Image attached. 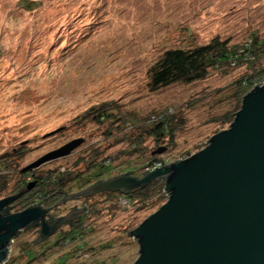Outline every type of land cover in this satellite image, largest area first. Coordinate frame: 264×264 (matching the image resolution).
I'll list each match as a JSON object with an SVG mask.
<instances>
[{
  "label": "rangeland",
  "instance_id": "374dc122",
  "mask_svg": "<svg viewBox=\"0 0 264 264\" xmlns=\"http://www.w3.org/2000/svg\"><path fill=\"white\" fill-rule=\"evenodd\" d=\"M252 32L264 36V0H0V156L23 153L18 164L23 168L82 140L68 155L44 162L35 172L72 169L93 152H101L100 160L119 156L108 165L102 176L106 178L126 172L139 176L147 157L170 163L192 155L227 128L209 119L230 108L231 82L244 67L227 75L212 72L203 81L155 93L149 90L146 71L167 49L205 45L214 38L236 46ZM104 103L138 116L173 107L185 126L176 133L174 147L164 142V151L151 156L157 148L147 141L143 153L135 152L124 141L125 129L118 130L116 124L107 135L106 124L85 117L90 108ZM0 173L11 176L10 192L19 176L11 174L9 163L0 164ZM97 174L91 173L92 182ZM100 196H91L89 203L101 207ZM133 202L101 209L100 215L85 221L91 231L84 241L94 249L98 263L135 260L137 246L125 233L159 206L138 210ZM75 205H82L81 200L69 204ZM67 230L62 226L38 245L31 242L38 235L35 228L21 230L12 255L23 243L38 256L33 264L60 262L59 256L71 246L55 247V242Z\"/></svg>",
  "mask_w": 264,
  "mask_h": 264
},
{
  "label": "water",
  "instance_id": "95a60500",
  "mask_svg": "<svg viewBox=\"0 0 264 264\" xmlns=\"http://www.w3.org/2000/svg\"><path fill=\"white\" fill-rule=\"evenodd\" d=\"M81 142L72 141L22 171L68 155ZM159 178L165 202L125 233L137 246L131 264H264V85L248 91L228 127L212 135L196 153L140 178L124 173L111 177L74 196L127 194ZM33 186L30 183L16 195L0 199V264L25 227H39L35 241L41 242L69 217L51 224L40 205L2 213Z\"/></svg>",
  "mask_w": 264,
  "mask_h": 264
},
{
  "label": "trees",
  "instance_id": "16d2710c",
  "mask_svg": "<svg viewBox=\"0 0 264 264\" xmlns=\"http://www.w3.org/2000/svg\"><path fill=\"white\" fill-rule=\"evenodd\" d=\"M240 67H244V73L234 79L230 85L231 91L228 96L231 99L230 108L221 115L209 119L210 123L228 127L235 112L240 107L242 97L254 86L264 85V36L262 37L256 32H252L243 43L236 46H229L226 40L214 38L205 45L192 44L184 49L170 48L159 55L155 62L149 66L146 74L149 90L155 93L173 85H190L203 81L212 72L227 75L229 70ZM85 117H91L93 122L98 125L106 124L105 131L107 135L113 134L114 125L116 124L118 130L125 129L128 135H125L124 141L128 142L135 152L142 153L146 149L144 145L147 141L152 142L154 148H157L156 150L161 149L160 145H163L164 142L166 145L169 144L174 147L176 133L180 132L185 126V120L178 114L176 115L173 107H168L161 113L138 116L134 112L129 111L121 113L119 105L115 103H104L90 108L85 113ZM115 141L118 140L115 139ZM154 151H151V156H154L152 155ZM100 155L101 152H93L86 159H83L81 163L79 162L80 164L76 163L72 169H52L42 173L35 172L38 167L24 172L22 171L24 167L19 168L18 164L22 159L23 153H15L14 155L7 153L0 156V164L9 163L13 168V173L11 174L19 176L12 190L7 192L11 176H8L9 173H0L1 199L14 196L19 190L25 189L28 184L34 183L32 189L26 190L17 200L4 208L2 211L4 215L20 212L34 205L49 208L51 206L56 207L58 204L57 200L61 196H63L62 201L68 202V205L81 200L83 213L78 217L68 218L59 223L65 224L68 230L58 234L55 247H71L66 254L59 256L60 259L58 261L60 262L55 264H63L65 260L73 261L76 264H101L96 259H93L94 249L87 246V242L84 241L91 231L90 228H87L85 221L87 222L90 217L100 215L101 209L109 210L114 208V206H122L123 201L125 203L134 201L133 204L136 205L138 210L149 205L160 207L165 202L163 180L160 178L148 185L133 189L127 194L108 191L74 196L90 186H94L111 177H116L107 175L106 178H102L103 175L107 174L108 165L119 159V156L100 160ZM189 156L190 154H186L180 159ZM146 163V167H143L139 176H133L131 172L124 174L140 178L153 169L168 164L166 160L157 156L147 157ZM94 172H99V174L95 175L96 179L92 182L90 175ZM85 177L86 179H84ZM93 195H101V207L97 202L89 203L90 197ZM34 228L33 225H29L23 230ZM59 228L58 226L52 235L60 232ZM50 237L41 242H36V237L33 244H41ZM16 238L10 245V253L4 264H33L38 256L33 257L30 254L29 244L21 243L19 251L12 255L11 246L15 244ZM131 244L134 245L135 242L131 241ZM43 255L44 253L40 254V256ZM91 258L92 262H89Z\"/></svg>",
  "mask_w": 264,
  "mask_h": 264
},
{
  "label": "flooded vegetation",
  "instance_id": "af4514ba",
  "mask_svg": "<svg viewBox=\"0 0 264 264\" xmlns=\"http://www.w3.org/2000/svg\"><path fill=\"white\" fill-rule=\"evenodd\" d=\"M62 198L63 196H61V198L57 200L58 204L56 205V207H52V206L50 208L42 207L43 209L46 210L45 220L50 221L51 224H53L56 220L64 216H69L68 218H72V217H78L83 213L82 205L69 206L68 202L62 201ZM59 209L60 210L65 209V211L60 213ZM63 225L65 224H59V227L61 228ZM35 229L38 230L39 227H35Z\"/></svg>",
  "mask_w": 264,
  "mask_h": 264
},
{
  "label": "built area",
  "instance_id": "2783aa9c",
  "mask_svg": "<svg viewBox=\"0 0 264 264\" xmlns=\"http://www.w3.org/2000/svg\"><path fill=\"white\" fill-rule=\"evenodd\" d=\"M123 203H125V202L123 201Z\"/></svg>",
  "mask_w": 264,
  "mask_h": 264
}]
</instances>
